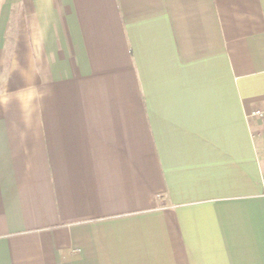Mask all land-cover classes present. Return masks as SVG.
I'll list each match as a JSON object with an SVG mask.
<instances>
[{"label":"crops","instance_id":"0c3cea01","mask_svg":"<svg viewBox=\"0 0 264 264\" xmlns=\"http://www.w3.org/2000/svg\"><path fill=\"white\" fill-rule=\"evenodd\" d=\"M264 0H0V264H264Z\"/></svg>","mask_w":264,"mask_h":264},{"label":"built area","instance_id":"2783aa9c","mask_svg":"<svg viewBox=\"0 0 264 264\" xmlns=\"http://www.w3.org/2000/svg\"><path fill=\"white\" fill-rule=\"evenodd\" d=\"M255 116H258L261 119H264V107L263 108H258L252 113ZM263 141H264V134H263ZM264 195V193H263Z\"/></svg>","mask_w":264,"mask_h":264}]
</instances>
